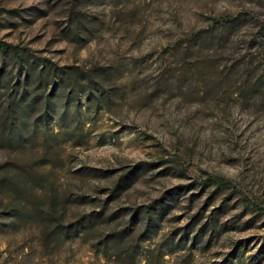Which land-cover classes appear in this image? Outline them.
Instances as JSON below:
<instances>
[{"label":"rangeland","instance_id":"rangeland-1","mask_svg":"<svg viewBox=\"0 0 264 264\" xmlns=\"http://www.w3.org/2000/svg\"><path fill=\"white\" fill-rule=\"evenodd\" d=\"M205 38L215 41L194 45ZM0 41L40 66L103 74L91 98L54 97L47 164H38L44 123H31L40 140L23 162L20 152L0 149V169L14 171L18 184L23 167L31 177L25 188L15 185L19 210L14 194H0V264L125 262L138 234L108 258L91 246L102 228L55 241L53 227L31 215L48 211L52 190L64 224L100 211L132 171L135 183L110 214L173 205L155 238H139L140 264H159V248L167 253L176 231L199 215L197 234L214 210L221 216L212 243L209 232L193 253L166 255L164 264H264V0H0ZM8 57L0 76L12 90L18 72ZM12 212L23 220L9 224Z\"/></svg>","mask_w":264,"mask_h":264},{"label":"trees","instance_id":"trees-1","mask_svg":"<svg viewBox=\"0 0 264 264\" xmlns=\"http://www.w3.org/2000/svg\"><path fill=\"white\" fill-rule=\"evenodd\" d=\"M231 27L233 26H229V29ZM208 40L211 42L215 41V39L205 38L200 41H195L194 45H204ZM9 55L15 68H17L18 81L14 85V89L8 90L7 84L9 81L0 76V149L11 148L14 151L20 152L22 156L17 160L23 162V156L28 154V152H34L35 146L40 140L41 134L37 130L29 132L31 123H44L45 132L42 136L45 141L40 152L42 153L40 156L44 159L38 163L44 166L49 162L46 161V158L54 154L53 144L51 143L54 137L48 132V127L52 119V115L50 114H52L57 103L54 97L61 99L60 96L66 95L67 100L70 101L72 98L79 99L81 94H87L91 98L93 92H100L99 78L103 74L98 70H93L85 74L79 68L73 69V73H68L67 69L61 68L57 70V67L53 68L54 65L49 63L40 66L37 60L24 56L16 46L0 41L2 71L8 66L7 60H9ZM1 74L3 75V72ZM55 79H59L58 86L55 85ZM257 84L256 88H259L262 85V81H259ZM4 89H7L8 93H3ZM101 96L100 93L96 97L97 101L100 102L102 100ZM18 164L21 168L24 166L22 163ZM0 170H3L0 173V194L3 192L14 194V200L17 201L15 210L17 211L22 205V200L19 198L22 197V194L16 189L19 188V184L22 187L23 185L28 186L29 180H31L28 169L25 167L22 168V179L19 184L13 180L14 171L9 170L8 167H2ZM84 171L86 175L94 177L101 176L98 170L88 169ZM33 174L35 175L34 180H37L38 173L33 172ZM135 178L134 171L121 176L115 182L114 187L112 186L107 191V199L105 200L104 207L100 211H94L88 215L79 217L68 224H64V213L66 211L58 213L57 209L60 199L55 190H52V193H50L48 211L44 212L43 209L37 207L35 213L31 215V218H38L53 227L49 233V238L55 241L80 240L84 236H89L92 232L94 233L102 228L103 231L100 232V235L94 241H91V246L96 254H103L108 258L113 257V253H111L113 250H118L120 246L129 244L135 238V235L138 234L137 241L139 245H134L126 253L127 258L121 264H140L137 249L142 242L139 241V238H143V242L155 238L162 227L165 217L173 208V205L166 202L159 206L152 205L146 208H140L133 213L126 212L121 216L119 212L110 214L108 211L110 205L133 186ZM209 182L212 181L209 180ZM15 185H17L16 189ZM179 195L175 194L172 198L176 200ZM211 214L212 222L205 223L198 230L197 234L194 233L196 227L201 222L199 215H195L189 223L176 231L175 237L167 241L169 242L167 253L161 247L159 248V264L166 263L165 256L173 255L177 251L188 249L190 253H193L194 250L198 249V245L200 246L202 244L204 236L210 232L211 237L207 243L209 246L212 243V239L219 235L215 222L221 216L215 210ZM127 217V225L118 230L113 229L115 222ZM22 218H24V215H20L17 212L7 213L5 216V220L11 221L9 224L15 222L16 219ZM177 237L178 239H176Z\"/></svg>","mask_w":264,"mask_h":264}]
</instances>
